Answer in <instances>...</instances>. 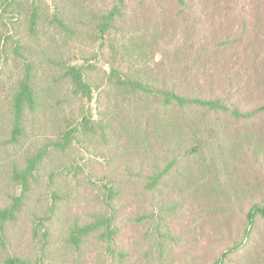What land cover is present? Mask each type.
<instances>
[{"label": "trees", "instance_id": "obj_1", "mask_svg": "<svg viewBox=\"0 0 264 264\" xmlns=\"http://www.w3.org/2000/svg\"><path fill=\"white\" fill-rule=\"evenodd\" d=\"M242 1L171 0L183 16L180 34L166 20L173 7H167V0H0V171L11 184L0 199V241L10 239L11 226L23 219L31 225L33 236L27 241L34 246L8 252L4 264H171L177 242L182 250L186 239L170 233L165 214L171 210L154 199L128 214L130 201L120 185L136 180L142 183L138 195H160L167 178L186 174L193 154L220 153L217 131L216 138L202 139L214 132L208 126L188 136L187 141L199 139L192 150L168 137L169 129L176 128L172 109H206L224 132L226 121L217 113L246 120L264 112V105L243 111L229 103L239 81L212 86L202 95L199 83L189 80L195 66L207 69L212 56L230 53L249 31L245 25L232 40L228 35L214 38V24L201 7L212 2L238 8ZM251 1H259L264 10V0ZM99 60L109 61L101 83L92 78ZM103 94L106 103L97 102L94 112L91 104ZM152 115L163 123L151 124ZM138 116L146 120L136 122ZM159 134L170 146L161 152L158 144L143 142ZM96 138L111 150L105 157L109 163L85 173L81 161L69 157L84 145L96 150ZM127 145L135 163L124 167L129 164ZM167 150L178 154L160 161L159 154ZM41 181L48 191H40ZM259 214L264 216V206L248 212L250 228ZM195 244L188 242L179 251L187 264L202 259ZM227 255L215 264L226 262Z\"/></svg>", "mask_w": 264, "mask_h": 264}, {"label": "rangeland", "instance_id": "obj_2", "mask_svg": "<svg viewBox=\"0 0 264 264\" xmlns=\"http://www.w3.org/2000/svg\"><path fill=\"white\" fill-rule=\"evenodd\" d=\"M171 4L173 7L169 9L168 14L170 15L166 20L177 29L178 33L182 34L184 31L182 13L171 0H167V7ZM261 6L259 1L243 0L238 8L230 3L213 5L212 2L201 7V11L206 13L208 20L214 24L211 30L214 38L228 35L232 40L238 29L242 30L245 25L249 29L241 42H235L230 53L219 54L214 58L212 56L207 69L195 66L196 69L192 75H187L190 76V81L194 80L192 84L199 83L198 90L202 95H206L207 89L212 86L218 88L220 85H229L231 87L232 83L239 81V89L229 93L230 104L243 111L258 109L264 105V51L262 50L264 48V10ZM203 31H208V28H204ZM191 32L193 36L196 33L193 26ZM158 57L160 56L157 54ZM171 59L173 58L167 57V61ZM108 62V60L96 62L92 78L99 83L103 79L104 70L109 71ZM93 82H95L94 79ZM205 84H207L206 88ZM2 90L3 86L0 84V93ZM105 98L106 95L103 94L97 101V95L95 96L91 104L94 112L97 110V102L106 103ZM171 113L176 128L169 129L168 137L180 139L185 149L191 147L192 150L200 144H198L199 139L194 137L195 139L187 141L190 140L188 136L195 129L208 126L214 132L207 133L206 138L202 139L216 138L215 131H217L219 141L222 143L221 151L212 155L209 153L202 155L200 153L199 156L193 154L190 168L184 171L186 174L180 176L181 179L176 178L173 181L167 178L162 185L160 184V195L151 193L150 198L146 195H138L142 187L141 182L123 181L120 185L124 191L123 198L130 201V204L126 206L127 213L132 214L141 207H147L152 200H159L161 205L171 210L165 214L166 221L168 225L170 224V233H181L186 238L183 240L185 249H187L185 245L188 242L196 243L195 249L200 251L199 255H202V259L195 261L194 264H215L219 256L226 252H228V260L220 264H264V216L260 214L255 216L253 228H250L247 219V214L253 206H264V112L246 120H235L230 113H217L220 119L226 121L225 132L222 131L221 124L213 113L207 112L206 109H196L186 113L172 109ZM135 120L136 122L144 121L146 116H138ZM153 122L159 124L156 126H160L163 119L152 115L150 123ZM3 126V122H0L1 140L4 137ZM93 142L96 150L84 145L82 150H75L69 157L70 162L73 159L81 161L80 164L84 166L85 173L94 171L101 165L107 167L109 163L105 157L111 150L106 142L99 138ZM143 142L158 144L160 152L165 147L170 148L163 144L164 135L162 134L147 136ZM125 149H128L130 156H126L129 164L124 163V167L134 165L135 158L131 148L127 145ZM165 152L164 155L159 154L160 161H164L165 157L170 159L178 154L170 150ZM3 157V154H0V160ZM220 161L223 164H220ZM2 174L3 172L0 171V199L11 190L9 188L11 184L5 182ZM41 183L40 191L46 188L48 191L49 186L46 182L44 184L41 181ZM233 196L238 198L237 202H234ZM38 199L39 197H34L32 200L39 202ZM189 209L193 210V219ZM184 212L185 219L181 221ZM191 222L192 224L188 225ZM51 226L57 228L58 224L54 225L52 221ZM131 233L130 226L127 240L133 237ZM9 236L10 239L7 241H0V264H4L8 252H27L34 248L27 241L32 240L31 225L23 219L11 226ZM180 243L181 241H178L175 248L178 253L173 254L169 259L171 264H187L179 253L184 249L181 250ZM169 253L171 254L172 250Z\"/></svg>", "mask_w": 264, "mask_h": 264}]
</instances>
